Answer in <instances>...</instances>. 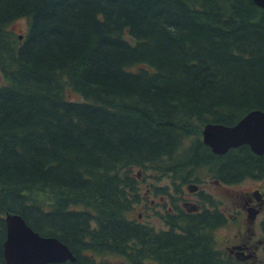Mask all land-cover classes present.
Listing matches in <instances>:
<instances>
[{
  "label": "trees",
  "instance_id": "trees-1",
  "mask_svg": "<svg viewBox=\"0 0 264 264\" xmlns=\"http://www.w3.org/2000/svg\"><path fill=\"white\" fill-rule=\"evenodd\" d=\"M20 17L22 34L9 28ZM0 72V259L3 215L16 212L65 241L70 264L96 252L131 264H236L204 231L212 215H187L179 232L143 229L131 215L134 167L184 179L207 161H228L225 175L260 163L246 144L213 152L201 130L264 110V7L0 0Z\"/></svg>",
  "mask_w": 264,
  "mask_h": 264
},
{
  "label": "flooded vegetation",
  "instance_id": "flooded-vegetation-1",
  "mask_svg": "<svg viewBox=\"0 0 264 264\" xmlns=\"http://www.w3.org/2000/svg\"><path fill=\"white\" fill-rule=\"evenodd\" d=\"M240 146L242 145L233 147L232 150L235 148L239 149ZM229 150L230 149L227 151ZM249 153L250 156L255 154L259 158L257 160H260V163H252L248 168H237L235 171H231L230 175L226 174L229 179L224 174L226 167L229 166L228 161H207L202 166L192 169L193 173L190 177L184 179L171 178L170 183H167L165 186H153V190L155 191L154 194H158V199L150 198L149 204L150 208H152L151 212L154 213L160 222H150L149 220L141 221L140 218L143 217V211H140L137 216V218L140 219V226L147 231L150 230L149 233L152 232L155 235L170 229H173L174 232H179L183 229V226L188 224V222L185 221V219L187 220V215H204V218L208 215H212V223L205 225L204 231L209 235L212 247L221 257L227 256L236 264H264V218L260 221V233L254 229H250L244 219L233 238L228 239L226 235L223 237L222 243L224 247L219 242V235L217 232L219 228L224 227L229 220L230 214H227L225 210V191L228 189L227 186L231 188L246 181H252L256 185L255 188L240 187L230 189L229 196H239L237 202L238 208L235 212L242 213L244 211L247 219L252 221L256 220L259 214L264 213V158L262 157L264 153ZM210 184L217 187L216 195L209 189L208 185ZM158 188H162V190L165 189V191L159 190ZM153 190L151 187H147L146 191H144V198L149 196L150 192ZM145 208H147V205H145ZM3 224L6 236L5 220ZM0 230L2 229L0 228ZM41 235L48 234L42 233ZM58 239L69 247L74 258L71 259L66 257L58 261H48L41 264H70L69 261L76 260V255L72 248L62 239ZM227 239L228 244L225 249V241ZM1 252L2 259L0 260L6 264L3 258V248ZM89 256L91 259L89 264H114L103 259V256H111L112 261V256H114L112 252H96ZM116 257L117 262H115V264H131L127 261L126 256L117 255ZM142 261L144 263H151L154 260L144 257Z\"/></svg>",
  "mask_w": 264,
  "mask_h": 264
},
{
  "label": "water",
  "instance_id": "water-1",
  "mask_svg": "<svg viewBox=\"0 0 264 264\" xmlns=\"http://www.w3.org/2000/svg\"><path fill=\"white\" fill-rule=\"evenodd\" d=\"M264 7V0H254ZM202 140L215 153L248 144L255 153H264V110L253 108L235 122H206ZM6 236L2 244L6 264H41L74 258L69 247L55 236L41 235L16 212H6ZM0 264H4L0 260Z\"/></svg>",
  "mask_w": 264,
  "mask_h": 264
},
{
  "label": "rangeland",
  "instance_id": "rangeland-1",
  "mask_svg": "<svg viewBox=\"0 0 264 264\" xmlns=\"http://www.w3.org/2000/svg\"><path fill=\"white\" fill-rule=\"evenodd\" d=\"M28 25V20L26 17H20L17 19H14L10 24L9 28L15 32L18 33H23ZM3 81V76L0 72V82ZM71 97L73 98H78L77 94L75 92H72L70 94ZM140 170V175L137 178V187L139 190L140 195V203H137L132 210L131 215H138L140 211H143V217L140 218L141 221H146L149 220L150 222H156L159 223L160 220L152 213V208H150L149 204V199L150 198H155L158 199V194H154L153 186L161 185L165 186L167 183H170V179L172 178L170 175L167 174H162L158 173L156 170L153 168H142V167H134V172ZM255 184L252 181H246L238 186L235 187H229L227 186L228 189L225 191V210L227 214L229 215V220L227 223L224 225V227L219 228L218 235H219V242L221 245L224 247V244L222 243L223 237L226 235V238H233L235 234L238 232V227L240 226L241 223H243L244 219L246 220V224L249 226L250 229H254L255 231L259 232L261 223L260 221L264 218V213L259 214L256 217V220H248L246 217V213L243 211L242 213H237L235 210L238 208L237 202L239 200L238 195H230V189H236V188H255ZM147 187H151L153 191L150 192L149 196H146L144 198V194L146 191ZM209 189L216 195L217 194V187L213 184L208 185ZM149 204V206H148ZM145 205H147V208H145ZM144 207V208H143ZM145 210V212H144ZM139 219V220H140ZM260 233V232H259ZM258 233V234H259ZM228 239L225 241V249L226 245L228 244ZM218 241V237H217ZM217 245V244H216ZM105 261L114 263L116 261V256H112V261H111V256H103Z\"/></svg>",
  "mask_w": 264,
  "mask_h": 264
}]
</instances>
